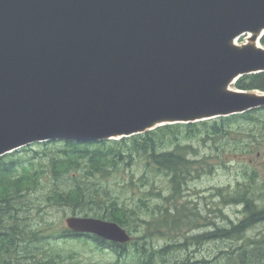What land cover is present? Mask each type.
<instances>
[{"label": "water", "instance_id": "water-1", "mask_svg": "<svg viewBox=\"0 0 264 264\" xmlns=\"http://www.w3.org/2000/svg\"><path fill=\"white\" fill-rule=\"evenodd\" d=\"M263 37L264 0H0V158L263 109L264 93L233 88L264 73ZM66 224L134 240L113 221Z\"/></svg>", "mask_w": 264, "mask_h": 264}, {"label": "trees", "instance_id": "trees-1", "mask_svg": "<svg viewBox=\"0 0 264 264\" xmlns=\"http://www.w3.org/2000/svg\"><path fill=\"white\" fill-rule=\"evenodd\" d=\"M261 44L264 46V37ZM235 88L264 93V73L242 77ZM263 111L166 125L121 140L43 143V151H35L32 145L0 158V264H68L72 256L45 251L37 260L42 252L36 254L35 250L42 249L38 246L42 242L80 237L119 252L115 264H126L128 257L135 264H264V184L259 185L253 165L249 166L254 175L234 193L226 195L225 190H218L222 207H243L238 222L229 221L220 208L221 220L229 224L219 225L183 201L187 186L214 174L216 166L231 170L230 164L239 158H247L248 164L251 159V164L262 160ZM142 166L145 173L141 182L151 189L140 202L151 213L149 221L140 220L139 213L127 207L109 186L122 172ZM153 174L166 177V186L157 189ZM131 185L135 186L133 180ZM51 208L113 221L129 233L132 221H136L145 225L146 231L133 243L120 246L68 228H54L45 221ZM259 227L257 234L250 235ZM154 238L167 242L157 246ZM129 246L136 249L132 256Z\"/></svg>", "mask_w": 264, "mask_h": 264}, {"label": "rangeland", "instance_id": "rangeland-1", "mask_svg": "<svg viewBox=\"0 0 264 264\" xmlns=\"http://www.w3.org/2000/svg\"><path fill=\"white\" fill-rule=\"evenodd\" d=\"M246 42L247 37H243L240 39L239 44L241 45ZM260 116L263 117L264 122V111ZM250 141L253 142L255 140L250 139ZM34 150L43 151L44 146L41 144H36L34 146ZM239 159L238 162H233L230 164L232 168L231 170H226L223 167L216 166L217 170L214 174L205 175L202 179L191 182L187 186L189 190L186 193L183 201H187L189 203V207L199 210L203 217L209 216V220L219 225L229 224V222H223L221 220L218 213L220 208H223L224 211H226V214L230 219L229 221L238 222L242 218L241 211L243 207H222V198L219 196L218 190H225L224 193L226 195L229 193H234L235 190H238L239 184H246L245 182L254 175L255 172L253 168L257 170L259 185L264 184V157L262 160L256 159L255 161L254 159V164H251L253 163L252 159L250 160L249 164L247 158ZM45 161H47V159ZM249 165H253V168H251ZM143 173H145L143 166L141 168H134L133 170L127 171L126 173L122 172L119 177L111 180L112 182L109 184V186L117 191V193L122 197L123 203L125 202L127 207L134 209L139 213L137 215L140 220L149 221L151 220V213H149L147 208L143 207L142 203L140 202V199H142L144 193L151 189V187L144 186L141 182ZM247 173L248 175H246ZM152 177H155L157 189L166 186V177L160 175L157 176L156 174H153ZM132 180L134 181L135 186L131 185ZM126 186H129V188L127 190H122V188ZM47 187L49 189L48 185ZM227 188H229V190H227ZM45 191L47 190L45 189ZM41 193L42 192L38 193V195L41 196ZM152 203H156V200H154ZM153 205L154 204H152V206ZM71 216L74 215L70 209L51 208L49 213L45 215V221L50 225H53V227L56 229L67 228L66 221ZM260 229L261 227L257 228L256 230L252 231L250 235L257 234ZM130 231L132 236L136 239L145 234L146 226L142 225V223L132 221ZM153 242L157 246H163L167 242V239L154 238ZM38 246H41L42 249L37 251L35 250V252L36 254L42 252V254L39 253V255H37V260L44 257L45 251L52 254L58 252L65 257L72 256L73 260L68 259V264H115L119 259V252H117L115 249L110 248L109 246L99 245L93 239L86 237L51 240V242H48V244L42 242L40 245L38 244ZM135 252V247L129 246L130 255H134ZM19 257H22V255ZM126 257L127 255L123 256L122 259ZM122 264H125V261H122ZM126 264H135V262L128 257Z\"/></svg>", "mask_w": 264, "mask_h": 264}]
</instances>
